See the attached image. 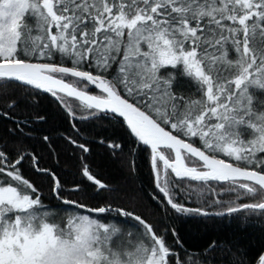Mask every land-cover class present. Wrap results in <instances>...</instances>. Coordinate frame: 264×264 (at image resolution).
<instances>
[{
  "label": "snow or ice",
  "instance_id": "snow-or-ice-1",
  "mask_svg": "<svg viewBox=\"0 0 264 264\" xmlns=\"http://www.w3.org/2000/svg\"><path fill=\"white\" fill-rule=\"evenodd\" d=\"M45 94L77 132V120L126 126L150 152L167 220H264V0H0V121L13 125L0 134V264H217L215 241L191 254L174 224L64 195L83 189H66L19 139L47 121L18 117L21 105ZM25 160L50 178L48 197ZM80 175L97 195L115 191L87 163Z\"/></svg>",
  "mask_w": 264,
  "mask_h": 264
},
{
  "label": "trees",
  "instance_id": "trees-1",
  "mask_svg": "<svg viewBox=\"0 0 264 264\" xmlns=\"http://www.w3.org/2000/svg\"><path fill=\"white\" fill-rule=\"evenodd\" d=\"M13 92L17 97L21 96L18 89L9 86L8 94ZM21 109L17 112L18 117H34L36 113L47 117L46 122L33 119L31 124L24 126L25 132L30 130L29 135L19 138L25 152L38 156L40 167L55 172L66 189L74 184H80L83 189L79 193L65 191L64 195L71 199L82 198L84 203L92 206L111 202L134 207L160 228L166 223L174 224L183 242L182 249L191 254L200 253L215 241L218 245L215 254L217 264H228L222 259L224 253L220 249L229 247L240 251L244 264H257L259 255L264 254V220L246 218L243 214L200 221L167 220L163 205L151 199V194L156 190L150 167V152L142 145L135 146L136 142L125 126L107 121L88 125L77 120V132L47 94L32 101L28 107L22 104ZM12 126L9 121H0V134H6L7 129ZM45 135L50 137L47 143L43 141ZM67 136L80 139L81 142L87 141L91 151L82 153L67 142ZM100 139L122 144L123 148L113 153L112 149L99 143ZM81 156L84 157L83 160ZM83 163H87L90 171L115 191L97 195L89 182L80 175ZM23 173L25 177L42 186L45 196L48 197L50 178L35 173L29 160H25L23 164ZM49 201L53 205L57 203L51 197ZM169 243H172L171 237Z\"/></svg>",
  "mask_w": 264,
  "mask_h": 264
},
{
  "label": "water",
  "instance_id": "water-1",
  "mask_svg": "<svg viewBox=\"0 0 264 264\" xmlns=\"http://www.w3.org/2000/svg\"><path fill=\"white\" fill-rule=\"evenodd\" d=\"M125 128H126V126H125ZM139 145H140V144L136 143V145H135V146H136V147H138ZM143 147H144V146H143Z\"/></svg>",
  "mask_w": 264,
  "mask_h": 264
}]
</instances>
